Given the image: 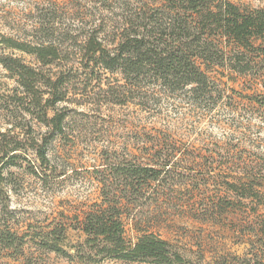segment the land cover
<instances>
[{"label": "trees", "instance_id": "16d2710c", "mask_svg": "<svg viewBox=\"0 0 264 264\" xmlns=\"http://www.w3.org/2000/svg\"><path fill=\"white\" fill-rule=\"evenodd\" d=\"M105 1L113 16L83 34L38 27L41 37L35 41L0 35L3 49L36 61L31 65L12 53H0V66L17 85L0 102V110L8 112L7 127L0 129V247L14 259L30 247L79 264H189L181 248L155 233L126 234L125 220L139 218L142 206L170 185V148L155 142L143 162L116 150L101 152L102 163L92 170L99 183L98 200L73 226L82 240L69 242L68 225L62 222L29 224L21 233L8 224V169L26 161L28 172L42 180L53 175L48 150L67 134V104H82L75 91L100 74L116 75L104 90V100L119 105L138 99L145 107L160 94L202 102L216 89L209 75L214 68L250 75L264 88V8L232 0ZM259 103L264 107V96ZM33 122L45 130L36 132ZM28 149L34 151V160L23 155ZM261 170L263 164L244 163L229 174L225 189L239 199L257 197Z\"/></svg>", "mask_w": 264, "mask_h": 264}, {"label": "rangeland", "instance_id": "374dc122", "mask_svg": "<svg viewBox=\"0 0 264 264\" xmlns=\"http://www.w3.org/2000/svg\"><path fill=\"white\" fill-rule=\"evenodd\" d=\"M232 1L264 8V0ZM108 6L105 0H0V35L35 41L41 37L38 27L83 34L99 22L106 24L113 16ZM1 52L36 65L32 56L0 44ZM6 74L0 66V102L17 86ZM209 75L216 89L198 103L178 94H160L145 107L138 99L124 105L106 102L104 90L116 77L108 73L78 86L75 96L82 104H67L71 110L67 134L49 145L53 175L42 180L28 172L26 161L8 169L12 172L8 224L21 233L29 224L62 222L68 225L69 242L82 240L83 234L73 226L98 200L99 183L92 170L102 163L101 152L116 150L143 162L155 142L170 148V185L142 206L139 218L125 220L127 236H136L137 230L155 233L181 248L189 264L264 262V178L255 198L239 199L224 185L244 163L264 165V107L259 103L264 88L250 75L220 68ZM7 113L1 108V130L7 127ZM33 125L38 133L45 130ZM23 155L35 158L30 149ZM0 264L79 263L30 247L14 259L0 247ZM101 264L152 263L104 260Z\"/></svg>", "mask_w": 264, "mask_h": 264}]
</instances>
